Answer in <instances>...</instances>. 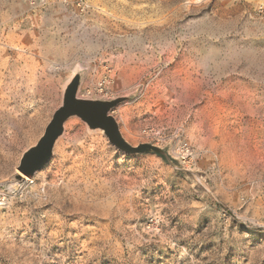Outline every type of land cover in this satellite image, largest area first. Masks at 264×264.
Returning a JSON list of instances; mask_svg holds the SVG:
<instances>
[{
    "label": "rangeland",
    "instance_id": "374dc122",
    "mask_svg": "<svg viewBox=\"0 0 264 264\" xmlns=\"http://www.w3.org/2000/svg\"><path fill=\"white\" fill-rule=\"evenodd\" d=\"M78 72L166 157L72 117L25 181ZM244 240L264 264V0H0V264H246Z\"/></svg>",
    "mask_w": 264,
    "mask_h": 264
},
{
    "label": "water",
    "instance_id": "95a60500",
    "mask_svg": "<svg viewBox=\"0 0 264 264\" xmlns=\"http://www.w3.org/2000/svg\"><path fill=\"white\" fill-rule=\"evenodd\" d=\"M82 81V74L78 72L64 94L62 106L55 112L51 122L48 124L44 135L36 146L29 149L22 157L19 171L32 178L35 173L41 170L53 157L55 144L64 133L65 123L72 117L79 118L90 130H101L109 142L119 151L129 155L155 153L166 157L161 149L142 144L133 147L123 138L116 119L111 116L123 99L114 101L84 100L78 98V92ZM27 158V163L25 160Z\"/></svg>",
    "mask_w": 264,
    "mask_h": 264
},
{
    "label": "built area",
    "instance_id": "2783aa9c",
    "mask_svg": "<svg viewBox=\"0 0 264 264\" xmlns=\"http://www.w3.org/2000/svg\"><path fill=\"white\" fill-rule=\"evenodd\" d=\"M108 81L107 80H102L101 82H99V84L96 87V92L99 95H102L106 98H109L110 96V92H109V88H108ZM182 153L184 154V157H191V151L190 148L185 144L182 146Z\"/></svg>",
    "mask_w": 264,
    "mask_h": 264
},
{
    "label": "snow or ice",
    "instance_id": "6c2138e0",
    "mask_svg": "<svg viewBox=\"0 0 264 264\" xmlns=\"http://www.w3.org/2000/svg\"><path fill=\"white\" fill-rule=\"evenodd\" d=\"M25 163H27V158L25 160ZM181 208H183L184 206L183 205H180ZM186 214H181L180 215V219L181 221H183L184 219V216ZM192 219L195 220L196 219V215H193L192 216ZM51 228H56L57 225L56 224H52L50 225ZM53 235H56V233L54 232ZM197 240H199L200 238H196ZM231 243V242H230ZM249 242L247 240H244L242 243L240 241H236L235 243L232 244L231 248H230V251H245L243 245H247ZM259 243V242H258ZM252 248H255L256 247V244H252L251 245ZM245 259H246V264H247V252L245 251Z\"/></svg>",
    "mask_w": 264,
    "mask_h": 264
},
{
    "label": "bare ground",
    "instance_id": "6f19581e",
    "mask_svg": "<svg viewBox=\"0 0 264 264\" xmlns=\"http://www.w3.org/2000/svg\"><path fill=\"white\" fill-rule=\"evenodd\" d=\"M55 148H56V144H55V147H54V151H55ZM53 151V153H54ZM37 173V172H36ZM24 180L27 181L28 183H33L35 184V182H32V179H30V177H27V176H23ZM26 182V183H27ZM56 186V185H55ZM36 188V187H35ZM106 236V235H105Z\"/></svg>",
    "mask_w": 264,
    "mask_h": 264
}]
</instances>
